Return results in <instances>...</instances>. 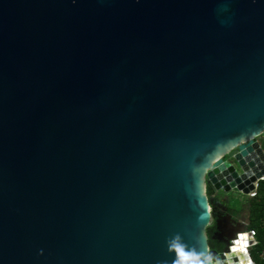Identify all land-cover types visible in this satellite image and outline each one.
I'll use <instances>...</instances> for the list:
<instances>
[{
  "label": "water",
  "instance_id": "obj_1",
  "mask_svg": "<svg viewBox=\"0 0 264 264\" xmlns=\"http://www.w3.org/2000/svg\"><path fill=\"white\" fill-rule=\"evenodd\" d=\"M263 178L264 3L0 0V264L224 260Z\"/></svg>",
  "mask_w": 264,
  "mask_h": 264
},
{
  "label": "clouds",
  "instance_id": "obj_2",
  "mask_svg": "<svg viewBox=\"0 0 264 264\" xmlns=\"http://www.w3.org/2000/svg\"><path fill=\"white\" fill-rule=\"evenodd\" d=\"M77 0H72V3L75 4ZM137 3H140V0H136ZM253 4L264 3V0H251ZM231 5L232 0H229ZM217 11V9H216ZM231 16L229 15L227 19H219L222 25L228 24L230 22ZM237 238L232 241L229 252L224 253L225 259L221 260L220 257L213 256L211 250H203L199 253L195 250L186 251L185 246L180 243L179 238L170 242L169 252L175 253L177 259L172 262V264H255L250 253L248 252L249 244V234L246 232L237 233ZM252 236H255V233H252ZM253 243L255 241L253 240ZM235 254L237 257L241 256L236 261L229 260L228 257ZM38 255L43 257L45 255L44 249H40Z\"/></svg>",
  "mask_w": 264,
  "mask_h": 264
},
{
  "label": "crops",
  "instance_id": "obj_3",
  "mask_svg": "<svg viewBox=\"0 0 264 264\" xmlns=\"http://www.w3.org/2000/svg\"><path fill=\"white\" fill-rule=\"evenodd\" d=\"M250 199L249 196H242L234 205L221 204L216 198L211 199V207L220 217L218 226L215 227L219 237H224L227 234L230 235L227 239H230L234 234L245 231L250 223Z\"/></svg>",
  "mask_w": 264,
  "mask_h": 264
},
{
  "label": "trees",
  "instance_id": "obj_4",
  "mask_svg": "<svg viewBox=\"0 0 264 264\" xmlns=\"http://www.w3.org/2000/svg\"><path fill=\"white\" fill-rule=\"evenodd\" d=\"M250 204V223L245 231L255 230L257 233V240L259 245L251 252V257L255 264H263L259 259V253L264 243V228L262 222L264 220V180L258 183L256 190V197L249 200ZM215 231V227L208 230L209 234V245L211 249L224 251L225 247H218L217 242L212 238V233Z\"/></svg>",
  "mask_w": 264,
  "mask_h": 264
},
{
  "label": "built area",
  "instance_id": "obj_5",
  "mask_svg": "<svg viewBox=\"0 0 264 264\" xmlns=\"http://www.w3.org/2000/svg\"><path fill=\"white\" fill-rule=\"evenodd\" d=\"M264 180V178L262 179V181ZM259 183V182H258ZM258 183L255 185V189L254 191L250 192L249 193V197L250 198H254L256 197V190H257V187H258ZM262 227L264 228V220L262 222ZM243 232H246L249 234V237H250V240H249V244H250V247L248 248V252L250 253L251 255V252L259 245V242L257 240V233L255 230H249V231H243ZM255 233V236L253 237L252 236V233ZM236 238H237V235H236ZM235 238V239H236ZM234 240V239H233ZM232 240V241H233ZM253 240L255 241V243H253ZM259 259L262 261V263L264 264V243L262 245V248H261V251L259 253Z\"/></svg>",
  "mask_w": 264,
  "mask_h": 264
},
{
  "label": "flooded vegetation",
  "instance_id": "obj_6",
  "mask_svg": "<svg viewBox=\"0 0 264 264\" xmlns=\"http://www.w3.org/2000/svg\"><path fill=\"white\" fill-rule=\"evenodd\" d=\"M212 238L216 239L215 241L217 242L218 247H226L225 242L227 241L226 239L230 237V235L224 236V237H219V234L217 233V231H214L212 234ZM225 249V248H224Z\"/></svg>",
  "mask_w": 264,
  "mask_h": 264
},
{
  "label": "rangeland",
  "instance_id": "obj_7",
  "mask_svg": "<svg viewBox=\"0 0 264 264\" xmlns=\"http://www.w3.org/2000/svg\"><path fill=\"white\" fill-rule=\"evenodd\" d=\"M233 209H234V207H233ZM219 216L216 214V217H214L213 219H212V221H211V225H210V227L208 228V229H210V228H212V227H216V226H218L217 225V223H218V221H219ZM218 219V220H217ZM224 220H226V219H224ZM228 240V239H227ZM230 240V239H229ZM225 244H227V241L225 242Z\"/></svg>",
  "mask_w": 264,
  "mask_h": 264
},
{
  "label": "bare ground",
  "instance_id": "obj_8",
  "mask_svg": "<svg viewBox=\"0 0 264 264\" xmlns=\"http://www.w3.org/2000/svg\"><path fill=\"white\" fill-rule=\"evenodd\" d=\"M234 258H236V260H237V259H239V258H243V257H242V255L239 256V257H237L235 254H233V255H231V256L228 257V259H229V260H232V261H235Z\"/></svg>",
  "mask_w": 264,
  "mask_h": 264
}]
</instances>
